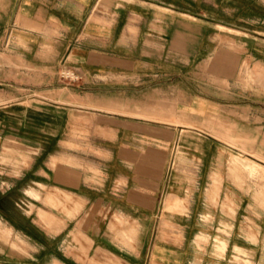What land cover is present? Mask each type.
<instances>
[{"label":"crops","instance_id":"0c3cea01","mask_svg":"<svg viewBox=\"0 0 264 264\" xmlns=\"http://www.w3.org/2000/svg\"><path fill=\"white\" fill-rule=\"evenodd\" d=\"M1 2L7 8L0 14V85L6 86L0 89V264H229L234 257L264 264L256 248L249 251L243 237L234 238L240 205L232 220L212 208L211 171L179 172L167 182L163 157L130 151L147 139L143 129H167L178 142L180 133L200 131L178 125L182 117L198 125L220 116L264 134V0ZM215 42L226 54L223 68L237 69V80H244L243 70L252 74V105L180 96L175 71L179 75L181 55L197 69L186 58L187 47L210 52ZM62 65L82 78L76 103L69 89L53 87ZM217 80L230 99L231 77ZM166 100L172 101L170 113ZM166 116L176 124L152 125L150 118ZM86 149L98 150L99 157H87ZM6 150L12 159L3 157ZM220 185L219 202L225 195ZM54 192L76 198L75 212L62 207L58 222L42 227L26 206L28 226L22 227L19 198L41 200L42 193ZM166 197L186 202L184 213L166 210ZM5 198H12L7 208ZM227 224L231 232L218 245L225 253L214 256V232L220 237ZM236 248L251 256H226Z\"/></svg>","mask_w":264,"mask_h":264},{"label":"rangeland","instance_id":"374dc122","mask_svg":"<svg viewBox=\"0 0 264 264\" xmlns=\"http://www.w3.org/2000/svg\"><path fill=\"white\" fill-rule=\"evenodd\" d=\"M6 8L7 7L3 8V4L0 0V14H2ZM12 9L13 5L10 7V12ZM181 9L188 10L186 7H182ZM197 12L199 13L200 10ZM196 24L205 28V26L201 25L200 22H197ZM216 30L219 31L220 29ZM220 32L226 31L221 30ZM229 34L235 33L229 32ZM221 44L222 43L217 44V42H215L210 52H206L208 47L204 48V46L202 47L201 52H199V46H196V48L193 46L187 47L186 58L187 56L191 57V65L197 64L198 68L195 69L191 66H186V59L183 58V55H181V68L179 70V75H176L175 71V79L177 82L180 81L178 86L180 96L183 100L187 101H191L192 98H197L198 100L210 99L218 105H221V103H229L232 106L243 105V103L246 104V106L252 105L250 101L252 98L248 97L249 94L254 92L252 89L256 88L253 84L254 78L252 74L248 70H243L244 80H237V69L223 68L220 64L226 60V54L221 55L218 51ZM216 48H218L217 51ZM212 57L214 67L211 69L209 63ZM232 60L235 65V61L239 60L237 58V53H233ZM201 62L202 66H199ZM66 72H69L68 78H65ZM55 73L59 85H54L53 87L69 89L73 94L70 95L69 99L73 103H76V92L78 89L82 88L81 76L74 68L63 65L61 68L57 69ZM71 73H74V77H71ZM227 75L231 77L230 99H227L226 96L223 97L221 93L223 91V87L217 84V79ZM23 87L24 86H22V88ZM3 88H6V86L0 85V89ZM39 89L40 86H38V90ZM165 89L167 94H171V83L166 82ZM24 93L25 92H22V95ZM244 95H246V99H243L242 96ZM23 96L25 97V95ZM60 101L61 100L58 102ZM166 104V111L167 113H170L172 109V101L166 100ZM52 106L55 107V103H53ZM53 110L56 111L55 109ZM76 113L77 112H74L73 114ZM218 118L221 117L218 116ZM218 118L205 119L204 121L206 123L203 121L198 125H193L188 122V119L182 117L180 122H176L178 125L182 127L194 128L200 131L198 133H180V142H178L177 137L174 138L172 132L167 129H149L148 132L143 129L142 136L146 135L147 139L141 138L140 140L142 143L138 142L136 143L137 145L134 143L136 148H133L130 151L138 157H140V153L144 156L145 152H148L149 156L163 157L166 160L165 176L167 182L172 179L174 175L179 174V172L190 173L193 175L200 171L202 173L211 171L213 185L208 189L207 194L209 195V202L211 203L212 208L214 210L219 208L224 219L232 220L235 217L237 205H240L241 212L239 213L236 221L238 228H235L233 231L234 238L238 235L243 237L245 241L240 239V242L244 243V247H246V249L252 251L253 248H256L260 256H264V134L254 132L251 126H241V123L238 125L237 122L222 121L218 120ZM72 119L76 118L66 117L65 121L69 120L70 123ZM175 119L177 118L173 119L168 116L165 118H150V120L154 122L152 125L157 127L162 126L164 128L172 127V124L175 123ZM80 123H82V120H74V124ZM207 126L210 130L212 129L214 131L206 133L204 128H207ZM208 136L209 139H207ZM146 147L148 148L146 149ZM50 151V153H52V151L53 153H59V150ZM6 152L9 156L4 154L3 157L12 159V153L9 152V150H6ZM32 152L34 151L32 150ZM85 152L86 156L91 159L99 157V154L97 153L98 150L86 149ZM22 158L23 161L26 160L24 156H22ZM220 184L223 185V192L225 194H223L224 196L221 202H219L218 199L221 189L220 187H222ZM43 194L44 193L40 196L37 195L41 200L25 196H21L19 198L21 200L20 205L22 208L20 216L22 227L28 226L27 219L25 218V211L29 213L30 211L26 208V206L31 207V210L34 211L31 219L37 221L39 225L44 227L45 222H48L49 224L52 221L54 223L58 222L56 217L59 216L62 207L68 206L75 212L77 205L80 204L76 198L62 195L60 192L48 193L46 196ZM51 196L52 202H49L48 198ZM11 200L12 198H5L2 202L3 206L6 208L11 206ZM29 203L34 206H31ZM185 204L186 202L183 200H172L171 198L166 197L164 208L166 210H170L171 212H174L175 210L176 213L179 212L182 214L184 213L183 205ZM40 212H43L46 215ZM69 215L71 216V214ZM74 215L75 213H72V216ZM219 216H221L220 213H217V219H219ZM214 217L215 213L213 215V219ZM208 220H211V218H208ZM21 231L25 233L24 230ZM154 232H157V227ZM230 232V224H227L224 229H221L220 237H218L214 232V241H212L209 247V249L212 248L214 256H223L225 252L224 250H220L219 252L218 245L220 241L224 242V238L229 235ZM240 232H243V235ZM5 233L6 234H4V236L8 237L7 235L9 234L7 232ZM237 254L238 253L228 252L226 256H251L250 253H247L246 255ZM230 261L231 262L229 264H251V262H242L241 260L238 261L237 258H231Z\"/></svg>","mask_w":264,"mask_h":264},{"label":"bare ground","instance_id":"6f19581e","mask_svg":"<svg viewBox=\"0 0 264 264\" xmlns=\"http://www.w3.org/2000/svg\"><path fill=\"white\" fill-rule=\"evenodd\" d=\"M225 249V248H224ZM238 254H240V255H246L247 253H246V251H244V250H242V249H238V248H236V250H235ZM220 252V251H219ZM237 254V255H238ZM234 259H235V257H234ZM237 260L238 261H240V259H238L237 258ZM244 262V261H243Z\"/></svg>","mask_w":264,"mask_h":264},{"label":"built area","instance_id":"2783aa9c","mask_svg":"<svg viewBox=\"0 0 264 264\" xmlns=\"http://www.w3.org/2000/svg\"><path fill=\"white\" fill-rule=\"evenodd\" d=\"M71 74H72L71 77H74V73H71ZM68 76H69V72H66V73H65V78H68Z\"/></svg>","mask_w":264,"mask_h":264}]
</instances>
